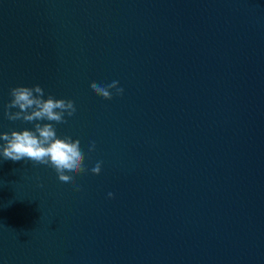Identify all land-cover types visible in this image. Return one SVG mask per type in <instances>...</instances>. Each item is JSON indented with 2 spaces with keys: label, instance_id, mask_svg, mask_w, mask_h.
<instances>
[{
  "label": "water",
  "instance_id": "obj_1",
  "mask_svg": "<svg viewBox=\"0 0 264 264\" xmlns=\"http://www.w3.org/2000/svg\"><path fill=\"white\" fill-rule=\"evenodd\" d=\"M33 84L88 170L0 157V264H264V0H0V131Z\"/></svg>",
  "mask_w": 264,
  "mask_h": 264
},
{
  "label": "clouds",
  "instance_id": "obj_2",
  "mask_svg": "<svg viewBox=\"0 0 264 264\" xmlns=\"http://www.w3.org/2000/svg\"><path fill=\"white\" fill-rule=\"evenodd\" d=\"M118 85L117 80L107 84L92 82L90 88L97 96L111 100L114 95L120 96L124 92ZM9 95L10 100L3 107V115L10 121L31 123L32 128L0 131V157L13 162L28 160L46 165L56 172L60 182L74 185V176L88 170L84 164V152L78 139L60 137L55 128L56 124L67 123V117L75 114L74 101L55 98L51 94L46 96L39 84L13 86L9 89ZM94 149L95 142L91 141L89 151ZM102 163L97 161L90 171L99 174ZM75 190H80L79 185H75ZM107 195L111 198L113 193Z\"/></svg>",
  "mask_w": 264,
  "mask_h": 264
}]
</instances>
